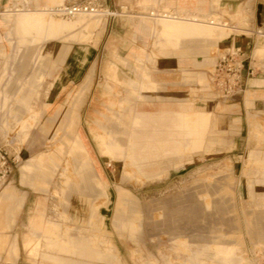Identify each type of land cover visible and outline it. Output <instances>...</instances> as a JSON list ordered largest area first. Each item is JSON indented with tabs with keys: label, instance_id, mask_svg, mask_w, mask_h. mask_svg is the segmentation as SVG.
<instances>
[{
	"label": "crops",
	"instance_id": "0c3cea01",
	"mask_svg": "<svg viewBox=\"0 0 264 264\" xmlns=\"http://www.w3.org/2000/svg\"><path fill=\"white\" fill-rule=\"evenodd\" d=\"M74 1L80 0H22L21 7L15 5V8H10L15 0H0V29L6 36L16 35L18 41L28 45H37L43 39L46 45L38 54L33 72L41 74L46 71L47 74L53 75L64 62L72 41L89 39L92 29L98 25L94 41L102 45L101 49L87 46L86 50L105 52L109 55L107 58L110 61L106 68L109 78L106 83L107 90L101 94L102 102L96 106L93 113L90 130L97 141L99 152L108 156L109 162L115 163L117 179L122 174H140L147 179H157L170 168L183 167L186 161L194 163L202 154L199 150L204 145L220 140L216 131L228 130L230 125L235 134L232 139L238 141L237 148L243 146L241 141L246 131L247 114L256 107H264V36L248 33L258 29L264 32V0H98L117 12L101 22L100 16L68 19L48 11L52 5ZM154 6H164L170 11L195 13L200 16H211L218 7L226 8L233 14L241 15L245 24H234V32L221 40L213 37L211 29L203 24L153 21L144 12ZM9 41L8 37V43ZM219 41L222 42L221 48L224 51L239 47L245 60V71L246 68L253 71L245 77L242 91L226 100L215 98L213 104L225 103L224 107L233 111L231 116L224 113L213 115L211 103L214 100L204 107H199L181 99L187 87L200 86L194 83V79L205 78V88L213 94H221L211 82L212 70L192 69L195 64H212L213 58L207 56V52L210 45ZM153 43H160L161 49L153 50ZM5 52L4 47L0 45V60L5 56ZM79 53V50H74L72 59L79 60ZM157 53L159 55L154 56ZM198 53L202 55H196ZM27 57L29 59L31 56H24L23 66L18 68L20 75L28 68ZM141 59L159 61L151 73H145L148 76V85H143L136 79H128L124 83L130 85L128 91L134 98L142 96L148 105L135 102L124 108L122 101L117 100L114 93L115 83H123L117 75V64L122 68V62L128 65L130 61ZM130 68L132 64L125 69L129 71ZM90 74H99V71H89L87 76ZM82 92L81 89L76 93H69L63 103L44 104V110L52 113L51 119H57L59 122L56 131L61 128L67 130L66 151L72 156L75 169L81 177L82 183L76 187L75 194L68 204L75 216L73 220L82 225L79 227L81 233L74 236L70 233L71 226H67L60 219L48 218L46 204L41 200L35 202L31 214H26L25 210L16 212L21 203L24 209L31 198V192L27 189L17 192L11 184L14 182L12 174L0 192V208L5 207L4 214L8 221L4 225H9L8 232L0 233V261L5 251L3 261L6 264L15 263L19 258L18 232L11 230L16 225L22 226L25 223L28 232L23 237V245L28 260L33 264H99L100 260L125 262L104 227L105 215L100 213L97 204H92L91 196L95 194H102L110 201L112 191L111 180L100 165L90 138L81 125L83 119L79 114V107L82 103ZM159 100L167 101L168 104L158 106L156 101ZM175 101L178 102L174 104ZM13 117L19 125V135L26 138L30 128L27 118L15 112ZM210 128L211 134L206 135ZM41 130L47 132L45 126ZM246 154L253 158L257 167L254 170L255 175L244 187L248 194L264 206V150H248ZM49 162L57 166L59 158L52 153L32 156L17 178L18 185L24 187L22 183H25L31 174L40 171L42 180L39 186L46 191ZM240 184V180H232L230 176L205 183L198 195L191 193L187 196L186 207H177L170 213L176 221L186 215L188 222L193 223L203 213L197 200L211 194L218 195L214 208L224 215L236 204ZM116 197L115 225L119 229L129 227L131 231L136 219L125 217V212L130 209L139 213L138 200L121 186L116 190ZM208 206V203L204 204V210L208 209ZM255 217L264 219V209L255 212ZM230 220L232 221L229 219L228 223L231 224ZM0 226H3L1 221ZM190 228L187 227L188 230ZM251 230L264 240V222L256 231ZM252 231L248 232L252 234ZM11 235L13 238L9 240L7 236ZM171 239L178 247L187 251L185 259L189 264H205L200 255L207 256L215 264H240L245 258L237 238L233 236L225 241H213V247L195 246V240H186L180 233L174 234ZM210 248L214 252L208 255L206 252ZM135 258L139 259V255L135 254Z\"/></svg>",
	"mask_w": 264,
	"mask_h": 264
},
{
	"label": "rangeland",
	"instance_id": "374dc122",
	"mask_svg": "<svg viewBox=\"0 0 264 264\" xmlns=\"http://www.w3.org/2000/svg\"><path fill=\"white\" fill-rule=\"evenodd\" d=\"M21 1L15 0L10 8H15V5L21 7ZM151 9L169 10L164 6H154L146 10L144 14H148ZM3 10L1 9V11ZM215 13L218 14L220 20L227 21L230 26L245 24L241 15L233 14L226 8L221 9L218 7L215 9ZM99 16L100 22L108 17L105 15ZM153 21L156 22V20ZM96 27L92 29L89 39L72 41L64 62L59 65L53 75L47 74L46 71L41 74L33 72V67L38 61V54L46 45L43 39L37 45H28L18 41L19 38L16 35L6 36L4 31L0 29V45L6 51L5 56L0 60V138L9 143L10 156L16 157L12 162L11 175H14V182H11V184L15 186L17 192H21L23 189L31 192V198L24 209L21 203L16 212L25 210L26 214H31L34 211L35 202L41 200L46 204V216L48 218L60 219L67 226H71L70 233L74 236L81 233L79 227L82 225L73 220L74 213L68 207L70 199L75 194L76 187L82 183L81 177L75 169L72 156L66 151L67 130L61 128L56 131L59 122L57 119H51L52 113L44 110V104L45 102L63 103L68 98L69 93H76L82 89V103L79 107V114L83 119L81 125L90 138L100 165L108 179L111 180L110 189L112 191L110 201L102 194H95L91 196V199H93L92 204H97L100 213L105 215L104 227L116 244L119 253L125 259L124 263L100 260L98 261L99 264H189L185 259L187 251L182 247H178L171 239L176 233L185 236L186 240H195L193 244L198 247H213V241H225L233 236V238H237L239 247L245 257L240 264H264V240L251 230L256 231L260 224L264 222V219L255 217V212L264 209V206L248 194L246 187H244V184L255 175L254 170L257 167L253 158L247 156V151L264 150V107H256L250 114H247L246 131L243 135L244 139L241 141L243 146L240 148H237L236 145L238 141L232 139L235 134L231 131L232 125H230L228 130L216 131L220 140L204 145L199 150L202 154L194 163H187L186 161L183 167L170 168L157 179H147L140 174H122L117 179L115 176V163L109 162V157L99 152L97 141L90 130L95 108L101 104V94L107 90L106 83L109 77L106 68L110 61L107 58L109 55L105 52L98 51V53H95L91 49L86 50L87 46L101 49L102 45L96 44L94 41ZM232 32H234V29L228 30L227 34ZM8 37L10 43H8ZM220 41L209 46L207 56L213 58L212 64H195V66L192 65V69L212 70L216 59L224 51L221 48L222 42ZM34 48L35 51H33ZM158 48L161 49L160 43L152 44L153 50ZM74 50L80 51L79 60L72 59ZM101 55L102 57H100ZM157 55L159 54H154V56ZM196 55H202V53ZM24 56L31 57L29 59L27 57L26 60L29 61L28 68L20 75L18 68L23 66ZM158 62L157 59L130 61L128 65L132 64V68L129 71L125 69L128 66L125 62H122L124 65L122 68L118 67L117 64V75L123 83H115L114 93L116 99L122 101L124 108L135 102L145 106L148 105L144 97L134 98L128 91L130 85L124 83V81L136 79L143 85H148V76L145 73H151L158 66ZM67 67H72V69L67 70ZM93 70L99 71V74L87 76V73L89 71L93 72ZM193 81L200 86L187 87L185 89L186 93L181 98L183 101L204 107L208 102L214 100L211 103L213 115L224 113L231 116L233 114L232 109L224 107L225 103L217 102L213 104L216 97L226 100L232 98V96L226 97L222 94L209 92L205 88L207 83L205 78L194 79ZM177 102L175 101L174 104ZM156 104L159 106L160 104H168V102L159 100L156 101ZM114 108L118 109L117 107ZM13 112L27 118L30 128L26 138L19 135V125L13 117ZM44 126L47 132L41 130ZM210 130L211 128L206 135L211 134ZM39 153H52L59 158V165L57 166H54L51 162L48 163V173L51 177L48 175L47 179L45 178L47 181L46 191L39 186L42 180L40 171L31 174L25 183L21 182L24 187L17 183V178L22 174L23 166L32 156ZM228 176L232 180H240L241 182L236 204L231 211L226 212L224 215L218 213L214 208L218 195L208 194L206 197H199L197 200L203 213L193 223L188 222L186 215H182L177 221L171 215V210L177 207H186L188 204L187 196L191 193L198 195L197 193L202 190L203 184ZM6 185L7 183L0 189V192ZM119 186L135 196L139 203V213H134L130 209L125 212V217L136 219L131 226V231L129 227L119 229L115 225L116 190ZM206 203L209 206L208 209L204 210V204ZM0 209V221L3 223V226H0V233L8 232L9 225H4L8 222L4 214L5 207L1 206ZM229 219H232V221L230 220L231 224L228 223ZM187 227H191L190 230ZM15 228L11 232H18L19 258L11 264H33L28 260L23 245V237L28 232L26 223L22 226L16 225ZM249 230L253 233L250 234ZM7 237L9 240L13 238L12 235ZM201 239L206 241H201ZM213 252L210 248L206 254L209 255ZM135 254L139 255V259L135 258ZM4 255L5 251L2 253L0 264H6L3 261ZM200 257L205 264H215L212 259L207 258L205 255H200ZM235 264L238 263L235 262Z\"/></svg>",
	"mask_w": 264,
	"mask_h": 264
},
{
	"label": "built area",
	"instance_id": "2783aa9c",
	"mask_svg": "<svg viewBox=\"0 0 264 264\" xmlns=\"http://www.w3.org/2000/svg\"><path fill=\"white\" fill-rule=\"evenodd\" d=\"M48 11L53 15L64 17H74L79 14H100L105 16H114L117 12L104 6L98 0H80L71 3H61L52 5ZM151 18L174 17L171 11L152 9L148 13ZM219 24L224 27H234L228 25L227 21L219 20ZM248 31V30H247ZM251 35L264 36L261 29L248 31ZM242 51L239 47L223 51L216 59L211 73V82L219 93L224 96H231L240 92L244 88V79L251 75L252 69L246 68ZM9 143L0 138V189L8 183L12 173V162L15 156L11 157L8 151Z\"/></svg>",
	"mask_w": 264,
	"mask_h": 264
},
{
	"label": "bare ground",
	"instance_id": "6f19581e",
	"mask_svg": "<svg viewBox=\"0 0 264 264\" xmlns=\"http://www.w3.org/2000/svg\"><path fill=\"white\" fill-rule=\"evenodd\" d=\"M170 11V10H168ZM175 16L173 17H161V18H151L156 21H170V22H181L187 24H203L208 26L211 29V35L216 37L217 39L224 38L228 36V30H233L232 27H224L219 24V16L218 14L214 13L211 16H200L195 13H188V12H180V11H171ZM179 13V14H178ZM99 16L100 14H79L74 17H66L68 19H74L78 16ZM59 16V15H57ZM149 16V15H148ZM63 17V16H60Z\"/></svg>",
	"mask_w": 264,
	"mask_h": 264
}]
</instances>
